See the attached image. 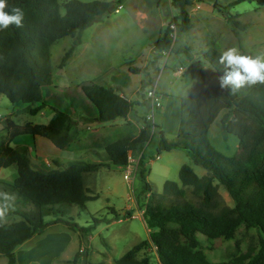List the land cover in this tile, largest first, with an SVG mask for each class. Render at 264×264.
Segmentation results:
<instances>
[{
  "label": "rangeland",
  "instance_id": "374dc122",
  "mask_svg": "<svg viewBox=\"0 0 264 264\" xmlns=\"http://www.w3.org/2000/svg\"><path fill=\"white\" fill-rule=\"evenodd\" d=\"M66 1L58 0L61 13ZM233 1L236 0H217L218 6H214V0H193V4L187 8L192 28L185 32H180L175 24H171L173 28H170L173 31V48H191L194 60L170 50L163 55L156 51L155 61L170 52L167 61L163 62V58L159 64L153 65L146 62L143 68L150 46L173 17L162 14L168 20L159 26L157 18L151 16L155 9L150 0H113L114 9L97 17L81 32L80 44L74 46L62 67L59 66L61 58L72 46L74 38L66 36L52 44L53 83L43 91L46 106L38 113L31 115L29 106L21 108L12 104L5 95H0V144L10 142L16 148L26 146L32 163L43 168L55 167L53 159L59 161L61 167L74 160L104 163L97 171L83 174L87 193L96 198L88 200L84 208L63 204L54 205L50 210L45 208V228L15 249L18 264H83L86 261L116 264L125 251L149 238V229L142 219V204L150 199L154 203L168 204L172 198L164 193V184L174 181L181 186L178 175L181 165H189L198 176L209 173L182 149L158 152L159 135L156 130L145 148L146 181L151 185L152 193L149 195L142 191L143 182L138 173L140 167L136 165L140 154L129 153L130 166H114L106 158L105 145L120 136L138 132L144 126L146 120L143 115L149 111L147 91L154 84L161 95L162 104L155 112V119L167 140L176 137L180 99L197 97L213 77V73L196 62L197 52L206 51L210 46H215L221 52L232 47L240 50V43L253 57L264 56V0H242L231 5ZM119 4H122L121 8H118ZM160 5L164 12V0ZM173 11L177 15V10ZM228 14L244 25L245 28L238 30V34L227 22ZM129 64L140 71H128ZM89 82L111 86L132 100L134 106L129 117L135 118L132 117L131 121H127V117L106 122L94 121L95 107L80 89L82 84ZM54 108L66 111L75 120L70 125L71 142L66 148L59 149L45 138L36 136L33 139L28 134L10 141L5 128L6 117L18 125L26 121L45 124L54 114ZM224 112L222 110L209 127L211 145L225 155L243 156L244 162L254 170L264 159V137L253 151L244 150L228 127L221 124ZM238 114L254 127H259L253 117L241 112L233 110L231 116ZM129 169L130 174L126 179ZM15 174L13 165L0 168V192H9L15 197L10 214L1 221L4 223L21 218L15 213L16 210L36 212L32 203L18 196L6 184L12 181ZM184 189V199L195 202L197 197L192 193V188L186 186ZM218 193L225 204L233 206L232 198L219 184ZM85 228H89V231L85 232ZM250 233L254 234L255 231L250 230L248 236H243V244L249 240ZM198 239L206 247L213 248L205 250V257L210 262L226 259L236 249L232 240L219 239L211 243L202 234L198 235ZM144 252L151 264H160L153 247L141 252L138 257ZM0 264H6L4 255H0Z\"/></svg>",
  "mask_w": 264,
  "mask_h": 264
},
{
  "label": "trees",
  "instance_id": "16d2710c",
  "mask_svg": "<svg viewBox=\"0 0 264 264\" xmlns=\"http://www.w3.org/2000/svg\"><path fill=\"white\" fill-rule=\"evenodd\" d=\"M240 1H233L231 5ZM7 2L9 7L5 11L20 7L24 20L22 27L10 25L0 29V95H5L12 104L21 108L29 106V113L35 115L46 106L43 91L53 83L52 44L66 36L74 38L72 46L61 58L59 66L62 67L74 46L80 44L81 32L97 17L114 9V4L105 0H68L61 13L58 0ZM170 3L177 10V15L160 31L153 46L160 52L183 53L189 60H194L191 48L174 49L170 36L171 24L177 25L180 32L192 28L187 8L193 0H171ZM214 6H218L217 0H214ZM226 20L235 34L245 28L233 15L228 14ZM239 48L242 54L252 56L240 43ZM220 54L215 46L196 53V62L213 73V77L198 97L181 98L179 125L173 140L165 138L157 123L146 121L137 135L120 136L105 145L106 158L114 166L126 167L129 153L140 154L138 173L143 182L142 191L149 195L152 193L151 185L146 181L145 148L156 130L159 135L158 152L182 149L197 165L209 172L198 176L189 165H181L178 172L181 186L174 181L164 184V193L172 200L163 204L150 199L142 204V219L149 229V238L125 251L116 264H151L145 252L138 257L151 247L160 264H264V159L252 170L242 159L243 156L225 155L208 139L209 127L225 110L221 124L228 127L244 150L253 151L264 137V83L244 85L236 90L231 87L222 89L219 77L224 74V68L218 63ZM128 71L138 72L132 66H128ZM80 89L95 107L94 121L125 118L134 106L132 100L111 86L89 82L82 84ZM233 110L253 117L259 127H254L239 114L231 116ZM53 111L45 124L26 121L18 125L6 117L5 128L10 141L28 134L33 139L36 136L45 138L59 149L66 148L71 142V116L59 108ZM9 143L0 144V168L13 165L16 174L6 184L36 208L35 213L16 210L15 213L21 217L19 220L9 223L0 221V255L6 257V264H18L15 249L45 228V208L50 210L58 204L84 208L88 200L96 198L87 193L83 174L97 171L104 163L74 160L61 167L59 161L53 159L55 167L43 168L32 163L26 146L16 148ZM218 184L232 198L233 206L221 199ZM186 186L192 188L197 197L195 202L184 199ZM88 229L83 230L88 232ZM250 230L255 233H250L249 240L243 244L242 238L246 234L248 236ZM199 234L211 243L219 239L232 240L236 249L226 259L210 262L205 257V250L213 248L203 245L198 239ZM83 264L106 263L86 261Z\"/></svg>",
  "mask_w": 264,
  "mask_h": 264
},
{
  "label": "clouds",
  "instance_id": "9594fccd",
  "mask_svg": "<svg viewBox=\"0 0 264 264\" xmlns=\"http://www.w3.org/2000/svg\"><path fill=\"white\" fill-rule=\"evenodd\" d=\"M8 7L7 0H0V29H6L10 25L22 27L23 10L12 7L10 11H5ZM218 63L224 68V74L219 77L222 89L231 87L236 90L244 85L264 83V56L244 55L238 48L232 47L221 52ZM14 199L11 193L0 192V221L6 219Z\"/></svg>",
  "mask_w": 264,
  "mask_h": 264
},
{
  "label": "crops",
  "instance_id": "0c3cea01",
  "mask_svg": "<svg viewBox=\"0 0 264 264\" xmlns=\"http://www.w3.org/2000/svg\"><path fill=\"white\" fill-rule=\"evenodd\" d=\"M106 1V0H105ZM162 0H150V4H152V6L154 7V12H152V14H151V16L152 17H154V18H157V22H158V24H159V26H163L166 22H167V20L168 19H166V18H164V17H162V14L163 15H171L172 17H174V16H176V13L174 14V11L173 10H176V9H174L172 6H171V3H170V1L171 0H164V6H163V8H164V12H162L161 11V8H162V6L160 5V2H161ZM113 4H114V2H113V0L111 1ZM119 5H121L122 6V4H119ZM118 5V6H119ZM160 34V33H159ZM159 36V35H158ZM157 36V37H158ZM154 43V42H153ZM156 51H158L154 46H153V44L150 46V48H149V50H148V54L146 55L147 56V58L146 59H144V63L142 64L143 66V68H145L146 67V62H150L151 63V65H153V64H159V62H160V59H163V62L164 61H167V59H168V57H169V54H170V52H168L169 54L167 55V56H161L158 60H156L155 61V57H156ZM160 52V51H159ZM162 55L165 53V51H163V52H160ZM149 55V56H148ZM181 56H184L185 58H186V56L183 54V53H181L180 54ZM188 59V58H187ZM128 66H132L131 64H129ZM162 66H165L164 64L162 65ZM133 67V66H132ZM134 68H136V67H134ZM138 71H140L138 68H136ZM175 72H177V71H175ZM202 93V92H201ZM200 93V94H201ZM199 94V95H200ZM198 95V96H199ZM197 96V97H198ZM196 98V97H195ZM181 100V99H180ZM131 115V113L129 112L128 113V115H127V121H131V119H132V117H134V116H132L131 118L129 117ZM145 115V114H144ZM143 115V116H144ZM135 118V117H134ZM71 119H72V123H73V121H75L74 120V118H72L71 117ZM137 120V119H136ZM155 121H156V119H155ZM71 123V124H72ZM156 123L157 124H159L157 121H156ZM141 128H142V126H141ZM140 128V129H141ZM139 129V130H140ZM159 129L160 130H162L161 128H160V126H159ZM137 133L138 132H136V131H134L133 133H130V134H128V135H137ZM20 137V136H19ZM17 138V137H16ZM49 141V140H48Z\"/></svg>",
  "mask_w": 264,
  "mask_h": 264
},
{
  "label": "built area",
  "instance_id": "2783aa9c",
  "mask_svg": "<svg viewBox=\"0 0 264 264\" xmlns=\"http://www.w3.org/2000/svg\"><path fill=\"white\" fill-rule=\"evenodd\" d=\"M121 7H122L121 5L118 6V8H121ZM115 11H118V9H116ZM170 27L173 28V25H171ZM172 35H173V31H171V33H170V36H172ZM178 73H180V68L178 69ZM147 100L149 101L148 102L149 111L144 115V119L146 121L154 124V123H156V121H155V112L157 111V109L161 108V106H162V104H161V95L157 92L155 84L153 85V87L151 89H149L147 91ZM137 164H138V162L136 163V165ZM128 165L130 166V164H128ZM129 174H130V169L127 171V174L125 175L126 179L128 178Z\"/></svg>",
  "mask_w": 264,
  "mask_h": 264
}]
</instances>
